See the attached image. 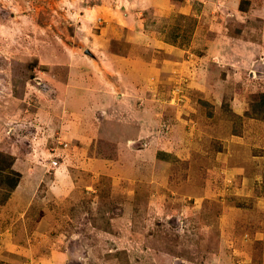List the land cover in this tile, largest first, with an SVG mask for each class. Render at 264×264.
I'll return each mask as SVG.
<instances>
[{
  "label": "rangeland",
  "instance_id": "obj_1",
  "mask_svg": "<svg viewBox=\"0 0 264 264\" xmlns=\"http://www.w3.org/2000/svg\"><path fill=\"white\" fill-rule=\"evenodd\" d=\"M261 93L264 0H0V264H264Z\"/></svg>",
  "mask_w": 264,
  "mask_h": 264
},
{
  "label": "trees",
  "instance_id": "obj_2",
  "mask_svg": "<svg viewBox=\"0 0 264 264\" xmlns=\"http://www.w3.org/2000/svg\"><path fill=\"white\" fill-rule=\"evenodd\" d=\"M250 113L256 118L264 120V93L257 96L255 102L251 105ZM11 160V159H9ZM13 163L4 165L0 163V187L4 186L7 190H13L19 180V173L13 170Z\"/></svg>",
  "mask_w": 264,
  "mask_h": 264
}]
</instances>
